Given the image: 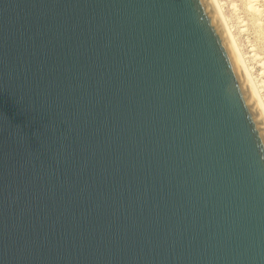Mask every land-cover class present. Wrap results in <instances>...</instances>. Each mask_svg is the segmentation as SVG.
I'll use <instances>...</instances> for the list:
<instances>
[{
    "label": "water",
    "instance_id": "obj_1",
    "mask_svg": "<svg viewBox=\"0 0 264 264\" xmlns=\"http://www.w3.org/2000/svg\"><path fill=\"white\" fill-rule=\"evenodd\" d=\"M0 264H264V129L207 0H0Z\"/></svg>",
    "mask_w": 264,
    "mask_h": 264
},
{
    "label": "bare ground",
    "instance_id": "obj_2",
    "mask_svg": "<svg viewBox=\"0 0 264 264\" xmlns=\"http://www.w3.org/2000/svg\"><path fill=\"white\" fill-rule=\"evenodd\" d=\"M246 8L253 15L254 20L260 26L261 37L264 44V7L260 5V0H244ZM214 15L217 25L225 38L227 47L251 97L255 110L264 129V47L259 50L256 44H250L252 53L248 56L237 38L233 24L224 10L221 0H207ZM233 6L238 10L237 4ZM251 15V16H252ZM242 18V17H241ZM242 26L247 23L242 19ZM242 30H245L243 28ZM262 49V48H261ZM252 61V62H250ZM256 63L262 69L256 74Z\"/></svg>",
    "mask_w": 264,
    "mask_h": 264
},
{
    "label": "rangeland",
    "instance_id": "obj_3",
    "mask_svg": "<svg viewBox=\"0 0 264 264\" xmlns=\"http://www.w3.org/2000/svg\"><path fill=\"white\" fill-rule=\"evenodd\" d=\"M224 4V10L227 16L229 17L231 24L234 26V31L239 39V42L243 48V51L249 56L252 51L251 50V43L256 44L259 50H263V38L261 37L260 26L257 24L256 20H254L253 15L250 11L246 8L244 0H221ZM260 5L264 7V0H260ZM233 4H237L238 10L233 6ZM252 15V16H251ZM242 17V18H241ZM242 19L247 24L242 26ZM245 28V30H242ZM262 48V49H261ZM252 62V61H250ZM256 64V63H251ZM256 66V74L262 68Z\"/></svg>",
    "mask_w": 264,
    "mask_h": 264
}]
</instances>
